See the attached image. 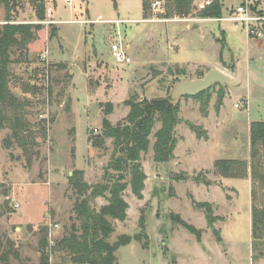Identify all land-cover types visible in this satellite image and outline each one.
Wrapping results in <instances>:
<instances>
[{
  "label": "rangeland",
  "instance_id": "rangeland-1",
  "mask_svg": "<svg viewBox=\"0 0 264 264\" xmlns=\"http://www.w3.org/2000/svg\"><path fill=\"white\" fill-rule=\"evenodd\" d=\"M14 1L9 8L0 0V26L8 22L9 15L13 23H40L42 28L39 39L30 43L24 54L17 51L12 55L14 62L10 65L9 88L17 96L21 105L18 114L30 134L27 139L22 133L14 134L11 121L16 120L12 112L11 119L0 126V264H40L44 235L53 246L72 231L73 225L80 226L75 211L78 193L73 186L74 173L82 172L78 181L83 179L91 185L106 183L113 139L107 137L104 148L93 145L94 137L104 135L102 122L106 105L114 106L107 117L110 122L122 123L130 110L126 100L172 97L179 81L205 74L200 68L187 67L185 62L198 58L211 60L213 55L207 51V42L198 36L199 31L195 32L194 27L187 29L186 22L143 21L167 19L163 17L165 0H160L161 10L154 12L152 6L147 18L144 0H73L70 3L45 0L44 21L38 20L28 0ZM240 1L224 0V15L229 16L227 7L230 10L231 4L236 7ZM247 1L250 7H256V12L262 11L259 2L251 6L254 0ZM196 5L200 9L198 0ZM83 19L103 21H76ZM115 20L124 22L115 26ZM211 24L217 34H221L219 24L234 34L229 36L235 43L232 49L236 54L246 51L247 34L241 24L229 20ZM159 25L164 29L177 27L182 32L178 42L180 51L167 50L174 30L165 34L164 29L157 28ZM119 38L126 39L130 45L127 62L120 64L111 53L112 41ZM188 40L199 44L201 49L195 50ZM225 57L229 60L232 57L229 48L225 49ZM255 67L248 74L243 58L237 80L213 85L205 115L199 109L200 101L191 97L179 100L181 125L176 137L186 138L175 149L181 162H155L152 147L155 137L151 135L150 149L142 159L147 174L144 198H137L128 187L124 198L130 205L129 218L125 222L112 220L115 226L112 242L120 234L133 238L116 252V264H264V236L258 240L252 232L251 177L224 178L214 169L216 160L250 159L248 121L264 120L263 60L257 59ZM180 69L185 73H180ZM242 80V86H237L235 93L229 91V87ZM219 89H224V99H231L226 109L229 114L223 126H217L220 132L214 141L206 145L198 143L196 139H210L208 130L198 124L201 122L198 119L200 115L208 117L210 110L213 116L220 113L216 108ZM243 94L250 101L249 107H236V103L243 101L240 98ZM190 123L202 127L208 137L199 138ZM160 126L157 123L153 133ZM199 172L211 185L194 179ZM178 173L189 174V178L177 181L173 175ZM189 194L197 201L211 203L213 214L221 217L214 227L221 232L222 242L217 240L204 211L193 206ZM107 202L106 198L97 197L91 199V206L100 209ZM173 213L201 229V241L174 222ZM142 214L146 218L143 230ZM138 233H142L140 241L134 238ZM8 240L15 244L21 257L18 260L10 256L6 263L1 255L8 247ZM69 259L67 253L57 251L50 261L71 264Z\"/></svg>",
  "mask_w": 264,
  "mask_h": 264
},
{
  "label": "trees",
  "instance_id": "trees-1",
  "mask_svg": "<svg viewBox=\"0 0 264 264\" xmlns=\"http://www.w3.org/2000/svg\"><path fill=\"white\" fill-rule=\"evenodd\" d=\"M13 0H2L7 6L11 7L15 3ZM35 8L36 16L39 21L46 19V1L28 0ZM197 0H165L166 9L163 13L164 18L174 16L189 17L195 16L202 18L223 17L222 0H211L209 5L198 8ZM144 15L148 17L152 8V0H144ZM256 11V7H251ZM195 14V15H194ZM259 14H264L260 11ZM7 21L0 26V126L9 121V113L14 115L11 126L15 130L14 134H24V138L29 136V128L23 123L22 117L18 114L21 109L17 96L9 88L10 65L14 62L12 55L19 51L24 54L30 43L39 39V30L42 28L40 23H13L7 15ZM225 45L222 42V50ZM180 73H185L180 69ZM221 85V84H220ZM222 86V85H221ZM210 89L199 93L191 98L200 101V111L205 115L208 113V106L212 95ZM190 97V96H185ZM225 97L224 89L218 90L216 102L217 111L223 105ZM130 110L122 123L113 125L107 118L113 110L112 103H108L104 108L105 117L103 118L104 135L93 138V145L99 148L105 147L107 137L113 139L114 149L110 161L108 162L105 175V184L91 185L83 179L78 181L80 171H76L72 180L78 199L75 203V211L80 220V226L73 225L72 231L62 237L55 245H49L47 236L41 239L42 254L40 264H56L50 261L51 255L57 251H64L69 256L71 264H116V252L119 248L130 244L133 240L128 234H120L115 241L111 237L115 231L112 220L125 222L128 219L129 203L124 198V192L131 188L132 193L139 199L144 198L143 190L147 174L143 166V155L146 154L151 146V135L155 137L153 143L155 162L168 163L175 154L178 138L176 137V127L180 123V102L174 103L172 97H154L151 99L143 98L138 100L131 97L125 101ZM11 119V118H10ZM157 123L160 128L153 133ZM191 129L196 132L199 138H207V132L202 127L190 123ZM21 128V129H20ZM251 156L246 159H220L214 162L215 172L224 178L243 179L251 177L252 180V232L253 237L259 240L264 236V120L253 121L250 130ZM112 170V172H110ZM202 172V171H201ZM199 172L194 175L197 181L211 185V181ZM191 176V175H190ZM173 177L177 180H187L189 174L178 173ZM192 204L197 209L204 211L209 226L213 229L219 242L223 241L221 232L214 227V223L219 220L213 214V207L209 202L197 201L189 194ZM104 197L107 204L100 209L91 206V199ZM174 222L186 227L197 236L201 241L202 230L188 223L179 214L173 213ZM146 218L142 214L140 226L145 228ZM45 233L46 229L40 227ZM145 235V234H144ZM137 240H142V233L134 236ZM7 249L1 255L4 262H9L10 256L20 259V252L12 241L7 242Z\"/></svg>",
  "mask_w": 264,
  "mask_h": 264
},
{
  "label": "crops",
  "instance_id": "crops-1",
  "mask_svg": "<svg viewBox=\"0 0 264 264\" xmlns=\"http://www.w3.org/2000/svg\"><path fill=\"white\" fill-rule=\"evenodd\" d=\"M198 2H199V0H198ZM255 2H259L260 9L263 11L264 10V0H254L253 2L250 3V5L252 6V4H254ZM245 3H249V2L247 0H241L237 6L243 5ZM222 4L224 6V0H222ZM231 6L232 7H230V10H229V7H227L228 8L227 11H229V13H232L235 10V8L237 7V6L235 7L233 4H231ZM226 15H224V13H223V17L220 19L202 18V17H198V16H189V17L176 16L173 18H167L165 20L164 19L163 20L154 19V20L147 21V22H149V23L155 22V24H166L169 22H181V21H183V22H186L185 25H186L187 29L191 30L194 27L196 29V30L194 29L195 32L199 31L198 36L200 37V39L207 42L206 43L207 51L211 52V54L213 55V58L211 60H203L201 58H198L195 60L186 61L185 63H187V67L192 68V69L200 68L204 71L203 73H206L209 69H212V68L219 69L220 71H222L223 73H225L228 76V81L226 82L228 84V82L231 79L237 80V78L239 77V66L241 65V59H243V58L246 59L248 74L256 68L255 63H256L257 59L263 60V62H264V39L250 38L247 35L246 51L243 54H240V53L236 54L234 52L235 43H233V41L231 39V37H233L234 34L231 32H228V30L226 28L222 27L220 24H219V31H221V34L220 33L217 34L214 31L215 30L214 26L211 24V22H213V21L222 22V21L227 20L226 18L228 17V15L227 16ZM191 23H193V24H191ZM202 23H205V24H202ZM159 27H160V29H164V28H162V25H159L157 28H159ZM172 28L174 30L173 31L174 36H172L173 41L170 44V42H169L170 40L168 39V44H170L171 47L167 48V50H170V51L173 50L174 52H178L181 49V47L178 45V42H179V36H182V32L180 33V30L177 29V27H171L168 29V27H166V26H165V29L163 31L165 32V34H169L172 32V31L170 32V30ZM246 34H247V32H246ZM193 37L194 36H192L191 39H193ZM126 42H127V40H126ZM222 42L225 45L223 50H222ZM187 43H192L194 45L195 50H198V48L200 47L199 44H195L192 40H188ZM128 46L130 47L129 43H128ZM172 46H174V48ZM233 47H234V49H232ZM227 48H229L232 52V57L230 60L227 57H225V49H227ZM200 49H201V47H200ZM177 63H180V62H177ZM193 77H195V78L201 77V74L198 76H193ZM242 84H243V80L241 82L235 83V85H232V87H229V91L235 93L236 87L237 86L241 87ZM240 98H244V99H242L243 102L245 103L244 106L248 105V107H249V104H250L249 99H247L244 96V94ZM229 100H231V99H228V101ZM228 101H227V97H226L224 99V103L221 106L220 113L218 115L213 116L212 112H211L212 110H210V114L208 117L204 118V117H201V115H200L198 120H201V122L200 121L199 122L197 121V122H198V124L204 126L206 130H208V134L210 136V139L209 140L196 139L198 143H201V144L205 143V145H206L208 142L214 141L216 135L220 132L218 127L219 126L222 127L226 121L227 112H228V110H226V109H227ZM239 102H241V101H239ZM236 107H238L237 103H236ZM199 109H200V107H199ZM198 112L200 114L199 110H198ZM215 113H216V111H215ZM228 114H229V112H228ZM211 120H213L214 122H213V124L209 125ZM253 121H257V120L252 119V120L248 121L249 127ZM179 125H181V124L177 125L176 130H177ZM213 125L216 127V129ZM182 139H186V138H181L180 140L182 141ZM248 139L250 140V129L248 132ZM180 140L178 139L176 149L180 143ZM175 151H174L175 156L171 161L179 163V162H181L179 160L180 156ZM210 187H212V186H210ZM216 187H218L222 191L224 190L220 185H216ZM176 195H177V192H176ZM128 211H129V208H128ZM23 217H24V215H23ZM158 220H159V218H158Z\"/></svg>",
  "mask_w": 264,
  "mask_h": 264
},
{
  "label": "built area",
  "instance_id": "built-area-1",
  "mask_svg": "<svg viewBox=\"0 0 264 264\" xmlns=\"http://www.w3.org/2000/svg\"><path fill=\"white\" fill-rule=\"evenodd\" d=\"M66 2H72L73 0H65ZM211 0H202L199 1V7L204 8L206 5H209ZM154 12L156 9L161 10V1L155 0L152 3ZM160 8V9H159ZM229 21H233L236 24H241L247 32L248 37L255 38V39H264V14H259L258 12L254 11L248 3L243 5H239L235 8V10L226 18ZM154 18L143 19V21H151ZM77 22H84V23H92L97 21H103L99 19L97 21H92L89 19L83 20H76ZM60 21H57L59 23ZM124 20H115L113 24L118 25ZM117 36H119V31L116 32ZM128 44L126 40H122L119 38L118 40H113L111 43V53L116 63H125L128 60ZM245 103L243 101L237 103L238 107L244 106ZM53 243V241H52Z\"/></svg>",
  "mask_w": 264,
  "mask_h": 264
},
{
  "label": "water",
  "instance_id": "water-1",
  "mask_svg": "<svg viewBox=\"0 0 264 264\" xmlns=\"http://www.w3.org/2000/svg\"><path fill=\"white\" fill-rule=\"evenodd\" d=\"M202 1V0H199ZM228 81V76L219 69H209L204 76L195 79H184L179 81L173 92L172 99L174 103L185 96L193 97L210 89L215 84H225ZM72 175V173H70Z\"/></svg>",
  "mask_w": 264,
  "mask_h": 264
}]
</instances>
